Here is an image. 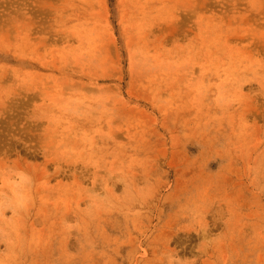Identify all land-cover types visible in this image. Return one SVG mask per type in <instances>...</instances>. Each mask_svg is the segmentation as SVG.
<instances>
[{
  "label": "rangeland",
  "instance_id": "374dc122",
  "mask_svg": "<svg viewBox=\"0 0 264 264\" xmlns=\"http://www.w3.org/2000/svg\"><path fill=\"white\" fill-rule=\"evenodd\" d=\"M0 264H264V0H0Z\"/></svg>",
  "mask_w": 264,
  "mask_h": 264
}]
</instances>
